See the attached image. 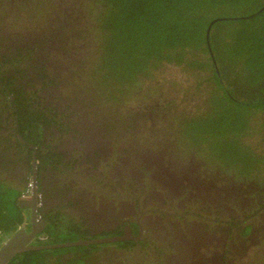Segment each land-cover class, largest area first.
<instances>
[{
    "label": "flooded vegetation",
    "instance_id": "1",
    "mask_svg": "<svg viewBox=\"0 0 264 264\" xmlns=\"http://www.w3.org/2000/svg\"><path fill=\"white\" fill-rule=\"evenodd\" d=\"M10 5L15 0H0L2 9ZM72 11L63 2L47 26L51 41L0 31V181L10 182L25 212L17 231L0 235V251L12 241L41 250L63 244L50 249L57 251L54 264H251L252 255L264 256L263 164L252 173L221 165L209 142L176 131L170 107L90 113L89 103L59 81L67 54L51 31L69 30ZM217 77L236 103L251 99ZM16 86L25 99L40 89L42 106L33 103L50 113L45 122H30L28 104L12 105L9 89Z\"/></svg>",
    "mask_w": 264,
    "mask_h": 264
},
{
    "label": "trees",
    "instance_id": "2",
    "mask_svg": "<svg viewBox=\"0 0 264 264\" xmlns=\"http://www.w3.org/2000/svg\"><path fill=\"white\" fill-rule=\"evenodd\" d=\"M81 2L84 3L83 0ZM33 3L28 5L23 1L17 2L15 6L17 9L30 7L32 12L41 5V1L34 0ZM93 4L98 9L96 13L91 14L89 9L83 15L91 14L89 20L93 33V36H84V40L87 38V44L92 49L94 40H98V46L89 61L93 70H86L87 63H83L84 60L81 59L83 65L77 62L76 52L62 49L67 54L63 61L68 63V70L75 66L76 75L72 82L76 83L78 77H85L82 84L73 85L75 91L72 94L85 91L91 97L89 102L87 97H81L80 100L84 104L89 103L90 113H98L96 110L98 107L101 109L106 101L121 104L126 95L134 94L139 88L140 80L160 63L183 64L187 70L209 73L206 82L208 85L213 84L214 88L207 101L206 115L188 117L184 112L177 114L176 131L184 133L185 137L189 136L191 141L209 142L208 147L220 159L221 165L239 169L237 173L258 171L259 165L264 164V155L246 146L243 137L249 135L256 109L264 108V0H94ZM239 7L246 10L232 9V12L224 13L227 10L225 8ZM80 8L76 9L83 13L84 10ZM218 18L236 19L215 21L208 29L209 24ZM73 25L70 24L66 36L69 40L57 37L62 43L69 41L68 44L72 46L75 37L72 36L78 30ZM42 36H47V32ZM85 50L83 48L80 51L84 53ZM200 53L207 57L198 58L196 55ZM18 67L19 63L13 68L16 73L11 75L15 81L19 79ZM219 72L229 92L251 99L244 101L245 104L230 99L217 77ZM62 77H67V74ZM1 91L7 97V93ZM9 92L15 98L11 103L17 105V110H21L19 107L23 103L31 106L33 112H28L33 115L30 117L31 123L35 120L45 122L50 113L35 108L33 103L34 98L36 106H42L39 104L43 100L39 96V88L32 91L27 99L22 87L10 88ZM45 108L55 110L54 105ZM2 181L6 182L4 179ZM8 191V197L0 198V206L8 205L9 210H18V215L9 213L10 225L5 231L24 220V215L15 203V190L11 188ZM3 209H0V222L8 219ZM39 250L23 252L15 264H29L27 262L31 256H38Z\"/></svg>",
    "mask_w": 264,
    "mask_h": 264
},
{
    "label": "rangeland",
    "instance_id": "3",
    "mask_svg": "<svg viewBox=\"0 0 264 264\" xmlns=\"http://www.w3.org/2000/svg\"><path fill=\"white\" fill-rule=\"evenodd\" d=\"M26 1L28 5H32L34 0H15V4L17 2ZM38 2L41 1V5L34 11H30V7L17 9V6H6L4 9L0 7V31L6 32V29L10 31L13 35L12 38H16L19 34L22 36L23 32L33 34L34 40L43 38L39 37L44 35L48 30L50 31L51 28L47 27L48 25H53L54 18L59 14V10L63 5V2H70L73 7L80 8V10H84L83 13L79 11H72V18L80 19V21H75L73 27L76 26L78 29L77 32L72 36L73 44L72 46L66 43H62L63 41L57 37H66L69 33V30H65V28L61 27L57 29V31H51L54 34V39L60 40L61 42H55L58 44L59 49H63L65 51H74L77 54V62L82 64L81 59L84 60L83 63H87V69L89 72L93 70L91 62V55H94V49L98 46V40H94V47L93 49L89 47L87 44V38L84 40V36L89 37L92 35L90 28V16L91 14H95L98 10L96 6L93 4L94 0H36ZM35 4V3H33ZM13 5V4H12ZM91 9V14L87 16L85 15L88 10ZM227 9L224 13L232 12V9H240V11L246 10L244 7L239 8H225ZM112 12V11H111ZM79 17H78V16ZM54 17V18H53ZM75 28V27H74ZM60 30V31H59ZM48 33V32H47ZM55 33L57 36H55ZM73 33V32H72ZM92 33V34H91ZM93 36V35H92ZM49 41L53 40V38H47ZM67 38V37H66ZM69 40V37L67 38ZM6 41L5 36H0V43H4ZM96 44V45H95ZM86 49L84 53H81V49ZM89 54V56H88ZM198 58L202 57L206 58V54L200 53L196 55ZM81 62V63H80ZM83 65V64H82ZM47 69V68H46ZM45 70V68H43ZM50 70V69H49ZM47 69V72H49ZM3 73V71H1ZM67 77H61L59 81L64 84L67 88H71L74 92L73 85L75 84H82L85 77H78V80L75 81L76 83L72 82L73 76H75V66L70 67L69 70L67 68L66 71ZM209 73L201 72L196 69L187 70L185 69L184 65H174L166 62L160 63L159 66L152 68L149 72L147 77L142 78L140 80V85L135 93L132 95H126L123 99L122 103L119 102H110L106 101L103 102L104 106L102 108L98 107L96 110L100 114H109V113H117L124 110L130 109H144L147 113L148 111L164 109L165 107H170L175 111V115L181 114L184 112L188 114V117H192L194 115H206L207 112V101L211 95V91L214 88L213 84L208 85L206 82V76ZM88 76V75H87ZM86 76V79H87ZM64 91V90H63ZM73 95V94H72ZM76 96L80 97H87L88 102L90 101L91 97H88V94L85 91H79L75 93ZM74 101V99H71ZM172 102L171 104H167L168 102ZM176 101V102H175ZM115 104V105H114ZM124 105V106H121ZM119 106V107H113ZM136 107V108H135ZM92 108V107H91ZM101 110V111H99ZM257 111L254 112L252 115V122H251V129L249 135L243 137V141L246 144H249L254 151H256L260 155H264V128H262L263 123L260 122L263 120L264 116V108L263 109H256ZM98 113H96L98 115ZM173 116L174 121H176V116ZM5 137V135H2ZM189 140V138H187ZM202 142V141H201ZM262 166V165H261ZM264 173V164L263 169L261 170ZM10 182H1L0 181V198L3 199L4 197H8L10 192L8 191L11 189L9 186ZM4 206V205H3ZM8 205L4 207L0 206V209L5 208L4 212L6 214V218L4 221L0 222V229L2 236L7 239L11 236L15 231L19 229L21 223H18L13 227V229L8 230L7 234H5V229L10 225V215L15 216L18 215V210H14L13 208L9 210ZM11 208V206H10ZM7 210V211H6ZM11 211V212H8ZM22 215H24V211L19 210ZM25 216V215H24ZM9 221V222H8ZM8 222V223H7ZM6 226L5 228L2 227ZM54 232L52 231V236H54ZM69 238V236L63 237ZM72 250L74 248H71ZM55 251V252H54ZM46 250L40 251L38 256H31L27 263L29 264H54L55 260L54 254L57 252L56 250ZM65 248H60L59 252H65ZM46 254H49L47 257ZM136 253H131L130 256H134ZM22 255H19L15 258L12 264H15L16 261L20 260ZM39 257V260H38ZM43 260H42V258ZM261 259V260H260ZM251 264H264V256L256 258L254 255L248 260ZM76 263L74 260L71 262H67L66 264H74ZM62 264V263H61Z\"/></svg>",
    "mask_w": 264,
    "mask_h": 264
},
{
    "label": "water",
    "instance_id": "4",
    "mask_svg": "<svg viewBox=\"0 0 264 264\" xmlns=\"http://www.w3.org/2000/svg\"><path fill=\"white\" fill-rule=\"evenodd\" d=\"M234 19H236V18H218V19H215V20H213L210 24H209V26H208V29H210L211 28V26H212V24L215 22V21H223V20H234ZM207 34H208V31H207ZM207 41H208V37H207ZM208 48H209V52H210V54H212L211 53V51H210V47H209V45H208ZM216 63H215V60H214V65H215ZM215 70H216V72H217V74H218V70H217V67L215 66ZM223 88V87H222ZM63 244H61V245H50V246H47L48 248H54V247H60V246H62ZM65 245H67V244H65ZM64 245V246H65ZM21 249L22 250H29V249H39L38 247L36 248V247H30V248H28V247H23V246H21L20 245V242L19 243H15V242H10L8 245H6L1 251H0V259H1V262H4V261H7V260H9L11 257H12V255H14L16 252H20L21 251Z\"/></svg>",
    "mask_w": 264,
    "mask_h": 264
},
{
    "label": "bare ground",
    "instance_id": "5",
    "mask_svg": "<svg viewBox=\"0 0 264 264\" xmlns=\"http://www.w3.org/2000/svg\"><path fill=\"white\" fill-rule=\"evenodd\" d=\"M75 107V106H74ZM136 108V107H135ZM57 109H59V108H57ZM73 110V109H72ZM148 123V122H147ZM127 143V142H126ZM130 145V144H129ZM129 148V147H128ZM129 150V149H128ZM106 151V150H105ZM101 152V151H100ZM159 159V158H158ZM154 164H155V160H154Z\"/></svg>",
    "mask_w": 264,
    "mask_h": 264
}]
</instances>
